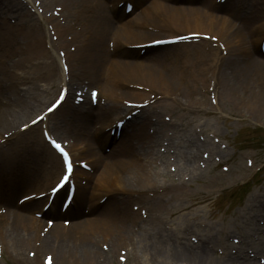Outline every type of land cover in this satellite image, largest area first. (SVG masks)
Wrapping results in <instances>:
<instances>
[{
    "label": "bare ground",
    "instance_id": "obj_1",
    "mask_svg": "<svg viewBox=\"0 0 264 264\" xmlns=\"http://www.w3.org/2000/svg\"><path fill=\"white\" fill-rule=\"evenodd\" d=\"M63 2L62 4L65 6L66 10H71L73 13V9L79 10L81 15L86 18V26L84 33L85 35L82 38L81 43L78 41V49L77 53L73 55L76 57L78 54L79 60V68L83 69L84 75L91 79L94 84H98L102 90H105V94L107 97V102H105L106 112L111 111L114 112L117 108V102L115 100L116 95L125 94V92L117 91L114 89L115 86L119 87V85L123 82V78L131 79L134 77L135 79L141 78L142 81H147L151 85H155L156 82H164L168 84L169 87L172 88V85L177 82V75L173 72L172 69H168L166 73L162 71L160 68H155L150 64L136 61H124V60H115L112 62L109 75L106 76L108 83L106 86H102L101 80L97 78L99 75L93 74L95 70V66H101L104 61H108L105 53L102 51L99 43H96L95 34L101 33V31L106 26H111V21L103 15L102 11L98 12V6L96 7V0H59ZM137 3H140L142 0H134ZM171 1V0H169ZM185 3L186 7L179 8L177 10L167 8L163 5L162 0L154 1L150 7L146 9L142 15H138L135 19L138 20L135 24H138L142 20H150L153 21L152 17L155 16L157 18L163 17L166 22L173 26H181L184 28H193L199 29L204 28V21L202 23V19L204 20L205 12L202 9L191 7L195 2L193 0H182ZM239 1V0H237ZM198 4H202L203 6L210 7L211 10H224L225 7L221 9H217L214 3H210L209 0H199ZM262 4L264 6V0H255L253 2L252 7L248 10L247 15L249 17H257L262 16L261 11L259 10V5ZM6 9V8H5ZM22 7H16L15 11L21 12ZM8 9L2 11L0 13V54H8L11 58L14 57L15 54L19 53V58L23 62H25L28 57H34V52L37 53L39 49V45L36 46L32 37H30V31L28 34L21 31V29L16 26H11L6 17L10 15ZM115 15H120V10L116 9L114 11ZM237 15H241V13H236ZM28 15H25V18ZM75 17V15H74ZM191 17H196L198 21H192ZM264 16L261 17V19ZM88 19V20H87ZM222 20V19H219ZM22 26L28 28L30 24L27 23V19L22 20ZM155 24V21H154ZM19 27H21V22L19 23ZM12 28H17L20 33H18L21 37L20 40L23 41V46L26 47L23 50L13 49L12 46H15V36L12 38V34L16 30ZM107 28V27H106ZM206 28V27H205ZM264 31V22L262 28ZM227 30H230L229 24H227ZM214 31V29L210 30ZM240 29L234 30V34L237 37V42L232 44L228 48L231 49L233 53V57L229 56L226 61L232 66L235 72L238 74L239 78L237 80L236 85L230 87L225 84L226 77L224 74H220L222 76V83L219 87L222 89L223 93L231 94L232 98L238 99L240 106L244 107L245 111L250 112L252 115H258L260 112L264 114V65L259 63L258 60L253 59L250 56L248 48L242 40V32ZM220 36V32L216 31ZM185 34H197L201 33V31H186ZM259 31L255 32V35H258ZM149 34L141 33L134 31L129 28H122L117 34L116 42H117V51L116 54L120 57L128 56L133 54V52L128 49L120 51V44L117 40H132V39H144L149 37ZM158 39V38H156ZM30 40L33 43V51L29 48ZM153 39H150V41ZM145 42H137L132 43L135 44H143ZM130 44V45H132ZM255 46V45H254ZM29 50L32 51V54L29 55ZM5 57L1 58L4 59ZM42 55L39 56V60H42ZM0 59V60H1ZM6 59V58H5ZM38 60V59H37ZM19 65V64H17ZM82 66V67H81ZM6 68V67H5ZM5 68L1 66L0 61V81L5 77ZM45 69L47 72H50L48 69V65H45ZM153 72H152V70ZM71 70L76 71L77 69L74 66L71 67ZM104 78L105 76L102 75ZM106 81V82H107ZM189 91L192 94L191 98L194 99V88L190 84ZM184 91V88H182ZM185 89V93H186ZM243 103V105L241 104ZM7 113V112H6ZM5 115V111L0 108V124L1 126H7L12 122L2 123L3 116ZM77 117H82L79 113H76ZM261 115V114H260ZM22 119V118H21ZM20 119V120H21ZM75 119V116H74ZM19 120V121H20ZM83 120V119H82ZM81 120V121H82ZM145 119L143 117L137 121H129L127 127L131 124H136L135 127L130 126L128 129L125 127L122 130V135L120 137V142L115 147L113 153L107 158V165L105 168L108 169L107 175H103V179L101 183L103 185H110L111 182L125 183V180L130 179L131 184H136L140 186L148 185V182L153 180V174L155 173L153 170L150 171L145 158L151 157L150 150L143 151L140 149V141L143 138V132L141 127ZM140 128V129H139ZM137 133V134H135ZM186 160L189 162V167L186 169L189 173L193 172L194 169V157L185 156ZM53 162L51 169L49 172L53 173ZM122 178V179H121ZM122 184V183H121ZM170 185L166 188L167 193L171 195L176 194V190H170ZM139 189V188H138ZM185 189L180 188L177 191H184ZM175 191V192H174ZM204 197L200 196L195 200L193 204L198 203V201H203ZM126 198L118 201L115 197L108 199L104 206L101 209H96L93 211L94 214L93 219H89L87 222H81L76 224L74 227L72 226L68 230H64L60 227L53 228L52 235L50 236V241L55 240L56 246L59 248L58 251L61 252L60 256L56 259V264H65L63 260L65 258H71L73 264H100L99 259L96 258L97 252L95 247L89 244V241L82 245V247L77 248L74 244L73 237L71 234H79L80 238H84L86 240V235L89 234H99L102 232L111 233L113 231L119 232L122 231L125 233L126 241H129V237L132 233L129 231V225L123 223L122 218H112L113 211L118 212V205H124ZM155 202V200H154ZM37 202H29L24 207L27 208L29 206L36 205ZM192 205V204H191ZM181 209V208H180ZM179 210V209H177ZM176 210V211H177ZM98 213V214H97ZM100 213V215H99ZM117 215V214H116ZM9 235L13 240L19 238V241H14V243H21L25 245H30V239L32 235L36 232V224L31 222L27 217L24 216H9ZM94 236V235H93ZM166 235L161 231L159 226H155L151 229H146L142 227V232L138 235V242L136 244V249L148 252H153L158 254L161 246L166 242ZM50 241H46L44 243H49ZM125 243V242H124ZM131 245L130 242L125 243ZM181 249H179L180 251ZM206 254L204 248H197L195 257H203ZM105 264H111L113 262V258L103 254ZM101 257V256H98ZM229 261V259H228ZM228 261L226 263H228Z\"/></svg>",
    "mask_w": 264,
    "mask_h": 264
},
{
    "label": "rangeland",
    "instance_id": "obj_2",
    "mask_svg": "<svg viewBox=\"0 0 264 264\" xmlns=\"http://www.w3.org/2000/svg\"><path fill=\"white\" fill-rule=\"evenodd\" d=\"M15 1H16V3H18V0H15ZM45 2H47L48 4L54 3V5L61 3L59 0H49V1H45ZM162 2H163V5L167 8L172 7L174 9H178L179 7H181L178 5L176 6L173 3H170V5H167V1H165V0H162ZM2 10H3V7L0 6V11H2ZM152 19H153V21H151V19L150 20H142L139 22V24H147L149 26L162 27V25H160L154 19V17ZM154 20H155V24H154ZM106 27L108 28V26H106ZM106 27H104V29L101 31V33L95 34L96 35L95 37H100V40L102 39V41H106L108 35L110 33H113V31H107V34L105 35V32H106L105 30L107 29ZM231 27L234 28V25L232 24ZM255 27H256V25H253L252 29L255 30ZM170 28L172 31H175L177 29L176 33H182V32H186V31L206 32L205 28L193 29V28H184L181 26H179V27L178 26H175V27L171 26ZM12 29L16 30L14 32V34L11 35L12 38L16 35L14 37L16 45L12 46V52H13V49H17V50L25 49L26 47L23 46V44H24L23 41L20 40L21 36L18 34L20 32L17 31L18 30L17 28H12ZM248 29H250V27L247 26V28L245 29L246 34H247ZM21 31L26 33L23 30H21ZM157 37H159V36L150 35L149 37H146L144 39H132V40L126 39V40H124V42L125 43L144 42V41L150 40L151 38H157ZM244 39L245 38L243 36V41H244ZM247 39H249V38L248 37L246 38V45H247ZM228 40H230V39H228ZM230 41H233V40H230ZM41 45H42V43L40 41V49H38L37 53H35L32 49L33 43L30 40L29 48L32 49V51L34 52V57L33 56L30 58L28 57V59L23 63L19 58L20 57L19 53L15 54L13 58H11L8 54H0V58L5 57V58H7L9 63H12L11 66H8L6 68V71H8L7 72L8 74L5 75L6 81L4 82L5 84H3V85H6L7 83L9 85L7 84L5 86V88L0 89V103L2 101L5 102L4 100H6V95L3 94V92L5 91L4 89L9 91L10 95H13V91L9 88H16V86H19V88H21V89L26 88V90L24 92L26 95L29 94L27 92L35 90L36 86H37V88L41 87L43 89V91L39 90V92H37L36 94L37 95L40 94L43 97V99H45L49 96V94L51 93V89L44 82L45 78H44V75H42L43 74L42 69L40 70V67H41L40 63L37 60H35L41 54L43 55V49L41 48ZM250 49H251V46H250ZM32 51L29 50V55L32 54ZM251 51H252V53H254L253 50H251ZM205 57L207 59L202 58V64H203L202 67L204 66L206 68L204 70V72L202 73V79H203V76L208 75L210 72H212L211 69H214L217 66L216 65V66L212 67L210 64H211V61H213V59L208 58V56H205ZM252 57H255V55L252 54ZM255 58L260 59L259 56H256ZM122 60L127 61V62L132 61V59H130V58H124ZM17 64H19L20 66L18 67ZM152 72H153V70H152ZM222 72L225 73V66L222 67ZM191 79H193L191 81V84H193V82L195 84L198 83L199 79L197 77H192ZM123 80L128 85H140V86H146L149 88L154 87V88H151V91H155V92H162V91H165V89H167L165 91V92H167L166 97L170 98L167 101L168 103L162 104L163 102H161V100H159L156 103L158 108H162L163 113H165V115H167L166 113L169 112V108H174V107H176V105L178 107L183 106V105H178V103H176V101H175L176 95H177L176 90L178 87H181V81H179V80L172 85V88H170L168 86V84L165 85L166 83H164V82H156L155 85H153V84L151 85L147 81H142L141 78L135 79L134 77H132L131 79L123 78ZM0 84H2V83H0ZM204 88H205V83L203 84V82H202V89H204ZM128 89H131V88H128ZM187 95H188V93H186L185 97L182 99V104L186 105L183 107L189 106V108L186 109L187 111H189V110L193 111L194 107H198L200 109L194 110L193 114H191L190 116H187V117H182L180 115V113H178L175 116H173V122L183 119L186 124L190 123V124L199 126L203 123L204 124V131L212 129V127H217L219 129V132L224 136V138L227 141L231 142V141H233V138H234V142L236 143V145H235L236 151L233 154L234 156L231 157L232 161L229 162V159L226 161L230 166V170L228 173H226V174L222 173L219 168L212 167L207 172L208 174L205 175L204 177H198L196 180L190 181V183H191L190 188L191 189H198L197 191L201 195L203 193L208 194L207 200H209V202H211V201L213 202L212 213L208 214V208H207L208 202H203L200 205L195 206L194 208L192 207V208L188 209L187 211L183 209L182 211L178 212V215H175L173 217L171 216V220L177 226L179 233L185 232L183 229L189 230L190 228H195L196 232L199 231L201 233L202 239L200 242L201 243L203 242L204 246H206L207 244L212 245L213 248L218 246V247H222L224 249L222 251H225V249H227L224 247L225 233H228L229 235L237 237L239 230L244 229L247 234H250V230L256 224V222H254V220H252V223H250V224H244L241 222V221H244L246 219H249L251 221L253 214H255V212L253 210L247 211V215H245V218H242L243 217L242 208L244 209V207L246 205L247 198L249 195L255 194V196L257 197L258 196L256 194L257 191H259L261 193L264 190V172H262L256 178V180L253 182V184L248 187V189H247L248 194L245 196H244V192H245L244 190L245 189L237 190V188H238L237 184L240 183V180H241L240 177H241L242 173L247 171V169L244 166L241 155H244L247 153H252L256 159V164L264 162V114L262 112H260L258 115L253 117L252 120H250V118H251L250 112L244 113V110H242V109H244V107H242V109L239 107V110L236 112V114L237 115L243 114L244 118L247 117L248 119L240 121V122L238 121V123H237L236 122L237 116H232L231 120L222 118L218 113L220 108H221V105H218L217 107H211L206 100L207 96L206 95L203 96L202 94H200L199 89H198L197 95H200L201 97H197V100L190 101L188 99ZM145 96H146V93H142V92H141V96H130L129 94L125 93V94L116 95L115 98L116 99L119 98L120 100L139 101L140 99H142ZM221 98H222V96H221ZM224 100H226L225 97H224ZM30 101H31V103L28 100H21L19 102L12 101L14 112L11 111L9 109V106H7L8 104L5 103V105L3 106L4 107L3 111H5V113L7 112L6 113L7 116L6 115L3 116L2 123H4V124L7 122H12V123L8 124L7 126H1V124H0V136L2 135V133H5L9 129H13L14 127H16V125H20L32 117V115H33L32 110L37 106L38 103L34 99H31ZM241 104L243 105L242 102H241ZM234 105H235V103H234ZM195 114H197V115L195 116ZM248 125H250V127ZM240 127H243V128H242V130L239 131L238 129ZM258 129H261V130L258 131ZM237 131H238V133L236 134ZM247 150H251V151H247ZM107 173H108V169L105 170L104 174L107 175ZM96 176L99 177V173L95 172V177ZM101 177H102V175H101ZM130 179L131 178L126 179L125 183L121 182L122 184L116 182V183H112V185H110V186H107V188H102L101 189L102 192H99L98 194H96V197H94V198L99 199L100 197L106 195L107 191H109V188L115 190L117 193L122 194V195L127 193L129 198H130L129 194H133L136 190L137 191L138 190H144V191L149 192V193L150 192L156 193L158 188H162V186H160V187H157V186L161 185V183H166L168 177L160 178L159 175H157L156 180H152V181L150 180L148 182V185H145V187L140 186V185H136V184H131L129 182ZM210 180H214L215 182H213V183H216V184H210L209 185L208 181H210ZM96 181L93 184L88 185L89 191H93V188L97 187V183H99V178H98V181L97 182ZM228 183H231V187L228 188L227 190L223 191L222 193H220V190L222 188H224L225 185H227ZM197 191L189 190V192L186 193L185 195L178 194L177 199L174 201L169 200V197H167L166 192H165L164 194H161V195L157 194V198L155 200L157 202L161 203L159 201V197H165V201L163 203H161V205H160V208H161L160 210H161L163 215L170 216L172 214L174 208L175 207L178 208L177 205H180V207L181 206L185 207L188 204L189 199L197 197L198 196V193H196ZM135 200L133 201L134 205H138L137 201L141 202L140 198H137ZM123 209L126 210L128 215H130L131 211L129 209V203H127L126 206L123 207ZM112 213L114 215L117 213V211H113ZM99 215H100V213H99ZM262 215H264V213L261 215L258 214V216H256L255 218L262 217ZM128 219H130V217ZM197 220H199V221L204 220L206 222V224H208L210 227L209 228L197 227L196 226ZM190 225H191V227H189ZM180 229H181V231H180ZM207 229H209L211 231L207 232ZM263 229H264V227H260L259 232ZM203 230H205L204 233H205L206 237L202 236L201 231H203ZM193 235H194V237H197V234H195L194 232H193ZM71 236L73 237L74 234H71ZM110 236H111L110 233L102 232L100 237L96 239V247L100 251V245L101 244L108 245V247L110 248V251H108L107 253L109 255H111L112 257H115L117 255V248L118 247L121 248L124 244H121L119 241H116L114 239V237H112V236L110 237ZM87 238H92V235H89V233H88ZM188 243H190V245H193L190 242V240L188 241ZM110 244H113V246L111 247ZM164 248L165 247L162 245L160 248L161 253H159L158 255H154L152 253L150 254L148 251L147 252L144 251V253H141V251H138L137 249H134V247H131L130 248V255L127 259L126 264H137L136 263L137 259H139L142 262V264H159V263H156L155 260H159V261L161 260L160 264H172L174 262H182L183 264H225L226 262H224V261L217 262V259H222V260L227 261V256H226L227 254H224L221 256L217 255L213 248L211 250L208 247H205V248H207V251L210 253L204 254L203 257H201V258H199L198 256L193 257L194 253H192L193 249L191 247L180 250V251H178V253L175 252L173 246H171V248L169 247L165 251H163ZM132 249H134V250H132ZM45 252L53 253V249L48 247L45 250ZM228 255H230V254H228ZM15 261H17V260H15ZM8 263H9V260H8ZM17 263H18V261H17ZM114 264H117V262H115V260H114ZM227 264H231L230 261Z\"/></svg>",
    "mask_w": 264,
    "mask_h": 264
},
{
    "label": "snow or ice",
    "instance_id": "obj_3",
    "mask_svg": "<svg viewBox=\"0 0 264 264\" xmlns=\"http://www.w3.org/2000/svg\"><path fill=\"white\" fill-rule=\"evenodd\" d=\"M62 99H63V97H61V99L56 100L55 103L52 104L51 108L48 109V111L51 112V111L55 110L57 108V106L61 103ZM42 119H43V117L38 115L36 117V120L32 121V123H37L38 121H41ZM47 135L48 134L45 133V136H47ZM48 139H49V143L52 145V147L55 148L63 158L62 164H63L64 171H62L61 176L58 178L57 184L55 186H53L51 189V191L53 193H56L59 191V189L61 187H63L68 182V180L72 174L73 168H72V162H71V159L69 157L68 152L65 151V149L61 146V144L58 143L56 140L51 139L50 137H48Z\"/></svg>",
    "mask_w": 264,
    "mask_h": 264
}]
</instances>
